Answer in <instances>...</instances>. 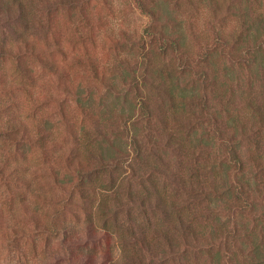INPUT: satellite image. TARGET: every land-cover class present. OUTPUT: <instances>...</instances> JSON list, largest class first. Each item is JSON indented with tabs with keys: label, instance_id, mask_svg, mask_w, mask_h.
<instances>
[{
	"label": "rangeland",
	"instance_id": "374dc122",
	"mask_svg": "<svg viewBox=\"0 0 264 264\" xmlns=\"http://www.w3.org/2000/svg\"><path fill=\"white\" fill-rule=\"evenodd\" d=\"M143 2L146 8H158L159 20L143 11L138 0H0V54L11 48L17 53L21 47L24 58L20 68L9 54L0 55V126L15 123L23 130L22 125L29 123L49 131L46 152L38 146L14 145L0 135V170L4 173L0 179V264H87L89 255L95 259L88 264H109L111 258L122 264L212 261L207 254V248L211 249L208 237L199 243L202 249L194 250L196 242L191 236L175 235L170 228V233L155 237L149 232L147 236L142 227L135 232L138 239L145 236V241L139 240L136 246L129 228L137 220L140 226L147 217L154 220L156 213L168 225L156 207L155 193L151 201L144 198L146 190L157 188L167 192L168 201L179 199L181 205L193 206L203 214L208 235L218 215L228 219L227 203H215L214 196L212 201H193L192 188L183 180L201 170L202 182L208 185L206 178L221 177L234 154L244 159L246 168H255L256 158L264 164V72L259 77L228 56L215 58V65L197 62L199 54L214 45L217 30L230 41L241 30L238 17L247 1L237 0L240 9L210 0H163L165 7L158 5L159 0ZM259 2L264 11V0H252L251 10ZM161 21L169 22L171 35L182 36L186 52L192 55L190 71L182 72L183 57L174 59L172 49L165 54L157 40L149 39L146 28L151 23L163 27ZM25 43L38 46L34 55L25 52ZM51 62L59 66L56 72L48 65ZM25 66L32 68L31 75ZM134 67L147 85L136 100L134 121H118L119 135L132 154L124 167L111 173L117 185L108 196L97 186L72 191L60 160L62 150L73 143L60 118L61 103L75 124L80 117L73 113L76 101L63 92L64 82L91 85L96 68L111 78ZM202 70L209 72L205 81L196 73ZM123 83L120 79L122 87ZM142 99L150 107L142 108ZM148 112L153 116L150 120ZM135 127L139 160L128 139ZM223 140L225 144L229 141V147ZM132 168L144 178L131 176ZM129 179L135 202L126 194ZM119 185L125 187L124 195L118 192ZM254 196L260 203L256 213L264 228V196L256 188ZM104 199L109 203L102 211ZM86 212L92 213L101 231L90 229ZM261 225H257V234L264 239ZM125 236L128 242L123 244L136 254L126 262L123 254L117 256Z\"/></svg>",
	"mask_w": 264,
	"mask_h": 264
},
{
	"label": "trees",
	"instance_id": "16d2710c",
	"mask_svg": "<svg viewBox=\"0 0 264 264\" xmlns=\"http://www.w3.org/2000/svg\"><path fill=\"white\" fill-rule=\"evenodd\" d=\"M162 1L159 0L158 5L165 7L166 2ZM210 1H213L212 4L216 3L217 5L219 3L225 6L228 4L230 9L231 6L239 8L237 0ZM246 1V4L242 5L243 11L239 13L238 17L241 22L239 27H242L241 30L238 29L233 34L232 37L234 38L231 41L225 37L221 30H217L214 37V45L211 46V49H208L210 46L205 48V51L199 54L197 62L215 65V58L219 56L227 58L228 56L233 62L238 63L239 67L248 68L257 76L260 75L261 71L264 72V11L261 8L260 2L258 7L256 6L254 10H251L250 4L252 0ZM138 2L143 11L151 14L152 19H158L157 7L152 9L146 8L143 0H138ZM215 8L218 9L219 7L215 6ZM165 10H168L167 7ZM161 23H163V27L158 28L154 23H151V28H146V31L149 32V39L157 40L160 50L165 54L172 49V57L174 59L179 60L180 56L183 57L182 72L190 71L193 65L192 55L186 52L182 36L180 38L179 36L171 35L168 21H161ZM231 44L234 45L230 47ZM17 48V53L11 48L7 49L6 53L2 51V54H9L11 58L16 59L15 61L19 63L18 66L22 68L20 64L24 59L21 53L23 50L21 47ZM37 49V45L25 43L26 53L34 55ZM211 57H213V60H211ZM48 65H50L51 70L54 72L59 69V66L54 62L48 63ZM28 67L25 66V70L31 75L33 70L31 67H29L30 69ZM92 72V79L94 81V84H91L92 86L84 83L76 85L74 81L70 83L64 82L63 92L76 101V112L74 111L73 113L76 114V117L79 116L80 120L78 124H75L72 121L71 114H69V111L67 112V109L63 107L64 104L61 103L60 118L65 123L66 133L71 136L73 143L68 144L64 151L62 150L60 160H62V164L67 172L66 176L70 182L72 191H83L85 187L92 189L97 186L104 188L108 196L117 185V179L113 178V173L118 168L124 167L126 157L132 154L131 152L128 154L127 143L123 142V138L119 135L121 131L119 126L121 123H127L128 120L134 121V113L137 110L136 100H140L139 97L143 95L142 86H146L147 82L144 77L138 75L136 67L132 70H122L121 74L112 75L111 78L105 73V70L98 72V68H96ZM196 73L201 80H207L208 71L202 70ZM120 79L124 82L123 87L119 84ZM94 88H97V90ZM141 102L143 103L142 108L146 109L150 107L145 100L142 99ZM144 104L146 105L144 106ZM97 108L98 110H96ZM148 115L149 120L153 118L149 112ZM261 118L264 122V116ZM22 126L23 130L15 123H9L7 127L0 126V135H4L7 141H10L14 145L38 146L44 152L49 149L47 145L49 131L46 127L40 125L32 126L29 123H25ZM137 129L135 127V134L128 139L133 142L135 148L134 155L136 154V159L139 160L141 158V148L137 140ZM170 135L172 138L174 137L172 132ZM229 141L225 144L223 140L224 144L228 147ZM166 146L171 149V142H168ZM258 159L256 158L257 165L255 168H246V163L239 154L232 155V160L225 163V169L221 172V177L217 178V175H215L216 178L213 177L210 180L206 178L208 185L202 182V175L199 173L201 170H194L195 173L189 179L183 180L186 186L190 185L192 188V192L190 191L189 195L193 196V201H199L200 199L201 201L204 199L212 201L214 196L215 203H219L220 200L227 203L228 219L224 220L223 217L221 218L218 215L216 222L212 223L208 232L209 236L207 235L206 227H204L206 224L203 221V214H199L193 210V206L189 208L186 205H181L182 203H179V199L176 200L173 197L168 201L167 192H163L160 189L156 188L155 192L150 191L149 193L146 190L145 200L151 201L150 199L153 197V193H155L154 196L157 199L156 207L165 215L168 225L166 226L162 222L163 219H160L157 213L154 215V220L149 217L145 218L147 221L142 226H140L137 220V224L133 223L132 227L130 226L129 228L130 235L135 238V241H133L134 245L137 246L139 240L145 241V236L140 239L137 238L136 229L144 227V234L147 232L146 235L148 236L149 232H153L155 237H157L160 234L170 233V228L175 235L180 233L184 238L191 236L196 242V245H192L194 250L202 249L203 247L200 244L203 240H207L208 237V240L211 241L212 249L207 248L208 257L212 259L209 264H264V239H260V236L257 234V225H261L256 213L260 203L254 196L255 188L260 192L261 196H264V189L261 188V184L264 182V164L260 165ZM132 173L131 176L134 178H144L142 174L136 173L135 168H132ZM3 176L4 173L0 170V179ZM127 182L128 190H126V194L131 199V202H135L133 199L134 190L129 186L130 179ZM119 187L121 188L118 192L124 195L125 187L123 185H119ZM159 197H161V201H159ZM117 199H121L120 196ZM145 200L143 199L142 205H145ZM103 201L104 206L101 207L102 211H104L105 207H108L109 203L108 199H104ZM117 202L120 203V200ZM195 205H198V203H195ZM86 213L90 229L101 231L92 213ZM187 218L193 219H191L192 221H188ZM104 221V226L106 227L105 223H108V219L105 218ZM227 223H231V225ZM181 229H183V232L179 231ZM117 230L121 231V227H117ZM104 231L106 232V230ZM125 237L127 238V236ZM126 238L121 240L122 245L119 246L121 249L117 255L123 254V257H121L125 262L130 256L133 258L129 260L136 257L135 253L131 254L128 245L123 244L126 241L128 242V238ZM94 259L95 257L89 255L87 257V264L94 261ZM109 264H122V262H118L117 258H111Z\"/></svg>",
	"mask_w": 264,
	"mask_h": 264
}]
</instances>
